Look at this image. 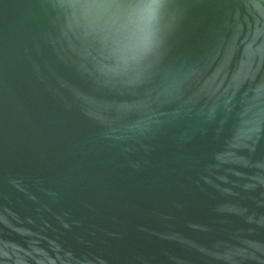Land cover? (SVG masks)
<instances>
[{
  "label": "water",
  "instance_id": "1",
  "mask_svg": "<svg viewBox=\"0 0 264 264\" xmlns=\"http://www.w3.org/2000/svg\"><path fill=\"white\" fill-rule=\"evenodd\" d=\"M172 8L112 76L55 0H0V264H264V0Z\"/></svg>",
  "mask_w": 264,
  "mask_h": 264
},
{
  "label": "clouds",
  "instance_id": "2",
  "mask_svg": "<svg viewBox=\"0 0 264 264\" xmlns=\"http://www.w3.org/2000/svg\"><path fill=\"white\" fill-rule=\"evenodd\" d=\"M174 0H55L84 43L96 48L104 75H139L158 58L170 30ZM111 60V64L103 63Z\"/></svg>",
  "mask_w": 264,
  "mask_h": 264
}]
</instances>
